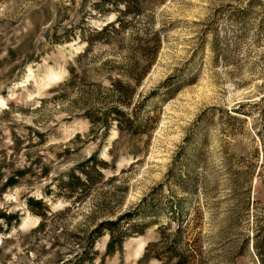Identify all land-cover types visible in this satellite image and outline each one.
<instances>
[{
  "label": "rangeland",
  "instance_id": "1",
  "mask_svg": "<svg viewBox=\"0 0 264 264\" xmlns=\"http://www.w3.org/2000/svg\"><path fill=\"white\" fill-rule=\"evenodd\" d=\"M259 25L264 0H0V212L21 218L0 264H264ZM103 198L127 228L111 250Z\"/></svg>",
  "mask_w": 264,
  "mask_h": 264
},
{
  "label": "trees",
  "instance_id": "2",
  "mask_svg": "<svg viewBox=\"0 0 264 264\" xmlns=\"http://www.w3.org/2000/svg\"><path fill=\"white\" fill-rule=\"evenodd\" d=\"M247 26L244 25L241 27V30L243 32H246ZM264 30L263 25H259L258 31ZM105 30V29H104ZM239 34V33H238ZM236 34V36H238ZM227 49L230 47L227 45ZM117 87L118 90L121 91V95L123 94H133V91L130 89V87L124 83H121L119 81H115L114 83ZM124 92V93H123ZM129 98V97H127ZM114 112L116 115H119L120 118L123 116H126L124 111L118 108H114ZM129 120V119H128ZM90 162V161H89ZM85 164V166L81 165L78 166L76 169L73 170V172L68 173L67 179L62 182L61 184L58 183L56 186L59 187L60 193H64L65 199L69 200L70 205L63 209L59 210L58 214H64L70 211L74 207V204L84 202L86 194L88 193V190L92 183L94 184L97 179L101 178V172L96 171L93 167L94 166H106L105 162L96 160L95 158H92L93 164L90 165V163ZM92 182V183H91ZM59 193V194H60ZM57 194V193H56ZM58 195V194H57ZM108 199V198H107ZM106 198H103L102 201H98L95 205V211L94 209L92 210V214L96 213L95 218H103V220H100L99 222L95 223L94 229L91 231V236L93 237V234H96L97 236H101L105 232L110 233L113 235V240L109 241L107 247L111 250L114 245V239L115 238H122L126 233V229H123V226L121 225V221L123 219V215H116L117 212H114V210H111L112 207L109 206ZM73 201V202H72ZM27 205L30 208V210L35 213L38 212L40 215L41 221H44L46 219V211L49 214H54V212L48 210V206L45 201L42 199L34 198V197H29L27 200ZM40 209V210H39ZM133 212H129L127 215H131ZM115 215V219H109ZM126 215V214H125ZM21 218L18 213H12V212H0V233L6 232L11 230L12 228V222H20ZM130 220V219H129ZM128 222V221H127ZM129 223V222H128ZM127 223V224H128ZM129 226V225H128ZM94 245V244H93ZM81 262V261H80ZM79 262V263H80ZM83 264V262L81 263Z\"/></svg>",
  "mask_w": 264,
  "mask_h": 264
}]
</instances>
